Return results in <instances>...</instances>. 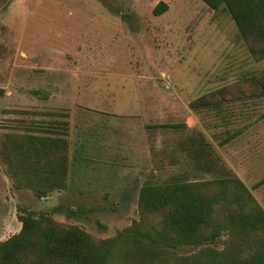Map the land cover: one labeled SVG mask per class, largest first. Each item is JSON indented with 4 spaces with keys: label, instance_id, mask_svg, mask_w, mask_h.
<instances>
[{
    "label": "rangeland",
    "instance_id": "1",
    "mask_svg": "<svg viewBox=\"0 0 264 264\" xmlns=\"http://www.w3.org/2000/svg\"><path fill=\"white\" fill-rule=\"evenodd\" d=\"M263 68L228 12L202 0H0V241L23 210L115 236L139 220L145 181L177 176L231 173L264 208V95L244 83L215 107H189ZM29 137L64 142L37 158ZM59 204L75 213H51Z\"/></svg>",
    "mask_w": 264,
    "mask_h": 264
},
{
    "label": "trees",
    "instance_id": "2",
    "mask_svg": "<svg viewBox=\"0 0 264 264\" xmlns=\"http://www.w3.org/2000/svg\"><path fill=\"white\" fill-rule=\"evenodd\" d=\"M202 1L212 10H226L251 56L264 59V0ZM166 9V2L160 1L153 12L160 14ZM244 83L251 97L264 95V68L240 80L234 90L219 88L191 100L189 107H215ZM241 95L248 96L245 92ZM29 138L34 142L26 152H33L37 158L40 152L46 155L53 145L64 142L58 138ZM208 152L212 154L211 148ZM3 153L8 156L6 150ZM206 154L205 148L198 153ZM196 166L204 171L208 168L204 162ZM47 173L52 187H64L63 178ZM62 209L75 213L63 204L50 212ZM138 212L139 220L115 236L96 241L80 226L60 223L48 212L23 210L20 230L0 241V264H264V208L244 182L231 173L204 180L177 176L145 181L139 189ZM224 234L222 248L209 245ZM183 245L200 248L177 255L176 249Z\"/></svg>",
    "mask_w": 264,
    "mask_h": 264
},
{
    "label": "crops",
    "instance_id": "3",
    "mask_svg": "<svg viewBox=\"0 0 264 264\" xmlns=\"http://www.w3.org/2000/svg\"><path fill=\"white\" fill-rule=\"evenodd\" d=\"M69 182V181H68ZM69 184H71V183H69Z\"/></svg>",
    "mask_w": 264,
    "mask_h": 264
}]
</instances>
